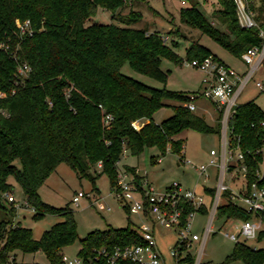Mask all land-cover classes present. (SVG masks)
Here are the masks:
<instances>
[{"label":"trees","instance_id":"obj_1","mask_svg":"<svg viewBox=\"0 0 264 264\" xmlns=\"http://www.w3.org/2000/svg\"><path fill=\"white\" fill-rule=\"evenodd\" d=\"M135 1L0 0V264H8L12 257L26 262L27 253L39 251L46 257L44 264H66L63 250L79 238L74 211L69 206L50 205L39 192L60 163H67L80 177L93 182L106 173L114 189L119 162L127 151L139 156L147 148H156L163 155L171 151L183 158L184 131L220 133V114L215 124H210L204 115L185 106L190 100L188 93L152 87L122 72L128 63L135 71L166 84L169 74L162 69V60L185 61L175 50L177 41L169 44L159 31L113 22L87 24L100 8L127 24L138 21L142 12L131 8L122 13ZM189 1L192 3L180 10L182 23L199 29L233 54L241 58L248 48L262 45L264 0H250L259 24L251 28L240 25L235 0H217L220 8L216 13L226 30L206 17L198 0ZM210 55L226 64L198 41L192 42L185 57ZM168 99L177 102L172 104L173 114L158 123L154 115L168 105ZM107 115L112 117L108 122ZM136 120L144 122L140 129L133 125ZM262 121L264 110L253 99L237 108L231 122L241 150H252L246 157L251 175L262 160L256 153L264 144ZM136 168L127 166L125 171L141 179ZM11 176L22 188L27 205L34 209L35 219L46 214L64 218L39 239L31 228L15 222L18 206L6 197L14 190ZM206 191L215 194V188L207 187ZM229 194L224 193L217 215L228 220L251 218L252 214L234 204ZM123 207L131 213L127 205ZM200 213L208 214L209 206L204 205ZM137 226L129 220L123 228L89 232L81 239L78 256L94 263L98 250L144 243ZM258 239H264V230ZM227 259L264 264V249L239 241ZM184 260L192 257L187 255ZM119 264L138 263L126 259Z\"/></svg>","mask_w":264,"mask_h":264},{"label":"rangeland","instance_id":"obj_2","mask_svg":"<svg viewBox=\"0 0 264 264\" xmlns=\"http://www.w3.org/2000/svg\"><path fill=\"white\" fill-rule=\"evenodd\" d=\"M198 1L200 9L206 17L215 22L221 29L226 30L222 24L221 16L216 13L220 8L218 1ZM185 2L183 0H136L133 5L128 6L122 11L123 15L127 14L131 8L142 12V18L131 24L114 18L111 11L100 8L93 18L87 20V24L93 22H113L122 26L148 29L151 32L159 31L166 36V41L169 44H173L174 40L179 43V46L175 50L185 60L188 47L193 41H198L210 49L215 56L227 65L239 72H244L246 66L239 56L233 54L207 34H203L199 29L191 28L189 25L182 23L180 10L182 7L192 3L189 0H185ZM161 67L169 74L166 84L135 71L128 63L123 66L122 72L156 88L166 86L173 91L191 94L202 87L201 78L203 73L195 67L186 64L185 61L183 63H175L165 58L162 60ZM258 80H261L264 84V64L246 84L238 101L240 103H246L254 99L264 110V89L256 85V81ZM166 103L168 105L158 110L154 115V120L158 123L173 114L172 104L177 102L168 99ZM196 104L198 108L195 112L199 114H203L202 108L204 106H209L208 108L210 110L206 114V118L210 124H215L217 114L210 106V102L204 98H200L196 101ZM181 136L185 139L184 157L190 159L197 166L209 162L212 148H220L219 133H201L195 130H186ZM152 156H154V159H152ZM160 158L161 161H159ZM127 166L138 167L143 174L148 175L150 181L158 189H162L174 181H180L184 185L193 187L199 177L196 169L192 168L189 164L181 162L180 155L171 151L163 155L156 148H147L139 156H133L130 151H127L119 162V171H125ZM9 181L14 185V190L11 193L14 194V202L18 206L15 222H20L23 226L31 228L33 236L36 239H39L45 230L64 219L59 214H46L41 219H35V212L32 207L27 205L26 196L16 179L11 176ZM216 183L217 181L214 178L209 181V184L216 185ZM197 189L198 191H202L201 185H198ZM80 191L85 192L86 196L81 197L79 202L76 203L74 202V196ZM39 192L42 199L50 205L57 208L69 206L74 211L79 238L64 248L63 252L67 258L78 256L81 239H84L93 230H103L109 227L123 228L129 224V220L137 225L141 224L142 221L138 215L129 213L123 207V204L113 197L110 179L106 173L99 175L96 182H93L87 177H80L70 165L62 162L46 179ZM224 200L225 197L221 199V201ZM208 220V214L198 213L194 222V231L202 233L204 226L208 224ZM213 225L214 231L209 236L205 246V259L211 261L212 264H246L243 260L230 261L227 259L232 254L237 242L227 237L226 233L238 232L237 225L240 226L241 221L228 220L227 217L220 218L216 213ZM157 228L158 230L163 229V232L167 233L161 239L164 242L172 243L173 245L178 239L175 230L158 225ZM159 231L162 233V230ZM241 242H246L255 248L264 249V239L259 240L258 237L251 239L242 238ZM166 243L162 244V246H165V250L169 251L171 245L167 247L168 244ZM193 250H195V247ZM18 255L19 257L22 256L20 251ZM25 261L44 264L46 257L42 251L27 253L25 255Z\"/></svg>","mask_w":264,"mask_h":264},{"label":"built area","instance_id":"obj_3","mask_svg":"<svg viewBox=\"0 0 264 264\" xmlns=\"http://www.w3.org/2000/svg\"><path fill=\"white\" fill-rule=\"evenodd\" d=\"M183 2L186 3L185 0ZM235 2L240 25L245 28L259 26L255 12L249 6L250 0H235ZM28 24L29 21L25 23V26ZM260 34L264 38V28H261ZM241 60L246 66L244 72L237 71L212 55L185 60L186 64L203 73L202 87L189 94L190 100L185 103V106L195 111L198 108L196 101L204 98L210 102L216 114H220V148L211 149L209 162L197 166L190 159L181 158V162L196 169L198 180L203 181L202 191H198L197 182L193 187H188L180 181H174L164 189H158L148 175L143 174L138 167L136 173L141 174V179H137L135 173L120 170L112 195L123 205H127L131 214L141 218V224H138L137 229L145 242L125 247L118 246L113 251L106 248L98 250L94 263H87L79 256L65 257L66 264H119V260L126 259H131L138 264H166L158 248L155 236L156 225L176 231L178 239L170 251L176 263L212 264L205 259V246L214 231L213 221L226 191H230L229 197L234 204L252 214V217L246 220L229 219L241 221V225H237L238 232L226 233L227 237L236 242L241 241L242 238L258 237L264 230V144L256 149V153L262 157V160L260 166L251 175L246 157L252 153V150L248 149L247 152L241 150L240 138L233 136L234 128L231 122L237 108L242 104L238 99L246 84L264 64V40L261 46H253L244 51ZM256 85L264 89L261 80L256 81ZM111 118V115H107V122ZM133 125L140 129L144 122L136 120ZM261 126L264 135V121L261 122ZM183 153H185L184 150ZM212 178L216 179V185L209 184ZM207 187L215 188L214 196L206 191ZM84 196H86L85 192H78L74 196V202L78 203ZM6 197L11 202L15 201L12 193H7ZM204 205L209 206V220L202 233H198L194 231V222ZM189 207L191 210L187 214ZM185 214H187L186 217ZM194 242H197V246L191 251ZM187 255H190L192 260L181 261ZM8 264L35 263L17 261L12 257Z\"/></svg>","mask_w":264,"mask_h":264},{"label":"crops","instance_id":"obj_4","mask_svg":"<svg viewBox=\"0 0 264 264\" xmlns=\"http://www.w3.org/2000/svg\"><path fill=\"white\" fill-rule=\"evenodd\" d=\"M245 65V64H244ZM210 106L213 108V106L210 104ZM209 106L207 105V106H204L202 109H203V114L202 115H204L205 116V118H206V114H208L209 113V108H208ZM214 109V108H213ZM214 112H216L215 110H214ZM217 117V116H216ZM207 119V118H206ZM216 119V118H215ZM202 183H203V181L201 180V179H197V186L198 185H202ZM196 184V181H195V183H194V185ZM169 185V184H168ZM168 185H166L164 188H166ZM186 186H188V185H186ZM188 187H190V186H188ZM202 187V186H201ZM164 188H162V189H164ZM159 230H162V233L159 231ZM158 230V228H157V225L155 226V236H156V239H157V242H158V248H159V250H160V252H161V254H162V257H163V259H164V261H165V263L166 264H178V263H176L175 261H174V258L171 256V254H170V251H171V247L176 243V241L173 243V245H172V243L171 244H169L168 242L166 243V242H164L163 240H161V239H163L165 236H166V234L167 233H165V232H163L164 230L163 229H159ZM164 243H166V244H168L167 245V247H169L170 245H171V247H170V249H169V251H166L165 250V246H162V244H164ZM195 246H197V242H194L193 243V247L191 248V251L193 250V248L195 247Z\"/></svg>","mask_w":264,"mask_h":264}]
</instances>
